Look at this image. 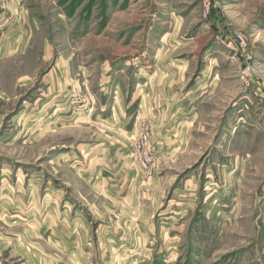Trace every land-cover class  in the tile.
<instances>
[{
    "label": "rangeland",
    "instance_id": "obj_1",
    "mask_svg": "<svg viewBox=\"0 0 264 264\" xmlns=\"http://www.w3.org/2000/svg\"><path fill=\"white\" fill-rule=\"evenodd\" d=\"M0 264H264V0H0Z\"/></svg>",
    "mask_w": 264,
    "mask_h": 264
},
{
    "label": "built area",
    "instance_id": "obj_2",
    "mask_svg": "<svg viewBox=\"0 0 264 264\" xmlns=\"http://www.w3.org/2000/svg\"><path fill=\"white\" fill-rule=\"evenodd\" d=\"M236 39L241 43L242 46H244L245 41H244V36L242 34H237Z\"/></svg>",
    "mask_w": 264,
    "mask_h": 264
},
{
    "label": "crops",
    "instance_id": "obj_3",
    "mask_svg": "<svg viewBox=\"0 0 264 264\" xmlns=\"http://www.w3.org/2000/svg\"><path fill=\"white\" fill-rule=\"evenodd\" d=\"M15 11L18 12L17 9H15ZM15 11H14V12H15ZM8 12H9V11H8ZM9 14H10L12 17H14L10 12H9ZM9 17H10V16H9ZM15 18H16V17H15Z\"/></svg>",
    "mask_w": 264,
    "mask_h": 264
}]
</instances>
